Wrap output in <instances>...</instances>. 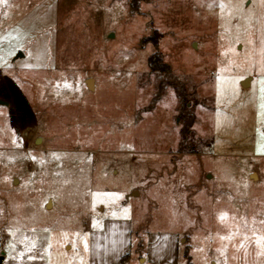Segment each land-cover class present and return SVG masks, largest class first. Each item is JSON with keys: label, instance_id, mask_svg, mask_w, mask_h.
<instances>
[{"label": "rangeland", "instance_id": "obj_1", "mask_svg": "<svg viewBox=\"0 0 264 264\" xmlns=\"http://www.w3.org/2000/svg\"><path fill=\"white\" fill-rule=\"evenodd\" d=\"M0 101L1 264H264V0H0Z\"/></svg>", "mask_w": 264, "mask_h": 264}, {"label": "trees", "instance_id": "obj_2", "mask_svg": "<svg viewBox=\"0 0 264 264\" xmlns=\"http://www.w3.org/2000/svg\"><path fill=\"white\" fill-rule=\"evenodd\" d=\"M155 42V41H154ZM149 66L154 72L159 74L168 73V67L161 62V58L158 55H154L148 59ZM126 258V257H125ZM124 258V259H125Z\"/></svg>", "mask_w": 264, "mask_h": 264}, {"label": "water", "instance_id": "obj_3", "mask_svg": "<svg viewBox=\"0 0 264 264\" xmlns=\"http://www.w3.org/2000/svg\"><path fill=\"white\" fill-rule=\"evenodd\" d=\"M22 56V54L20 53V52H18V54L16 55V57L15 58H18V57H21ZM247 83H248V80H244V81H242V83H241V86L242 87H245L246 85H247ZM3 105V104H5V103H3V102H1L0 101V105ZM3 255L1 254L0 255V264H1V262H2V260H3V257H2Z\"/></svg>", "mask_w": 264, "mask_h": 264}, {"label": "crops", "instance_id": "obj_4", "mask_svg": "<svg viewBox=\"0 0 264 264\" xmlns=\"http://www.w3.org/2000/svg\"><path fill=\"white\" fill-rule=\"evenodd\" d=\"M173 245H174V244H173ZM171 248H172V249H171V253H173V250H174L175 247H171ZM159 260L161 261V258H160V257H159ZM140 261H141V262H144V259H141V258H140Z\"/></svg>", "mask_w": 264, "mask_h": 264}, {"label": "snow or ice", "instance_id": "obj_5", "mask_svg": "<svg viewBox=\"0 0 264 264\" xmlns=\"http://www.w3.org/2000/svg\"><path fill=\"white\" fill-rule=\"evenodd\" d=\"M66 87H68V85H65Z\"/></svg>", "mask_w": 264, "mask_h": 264}, {"label": "bare ground", "instance_id": "obj_6", "mask_svg": "<svg viewBox=\"0 0 264 264\" xmlns=\"http://www.w3.org/2000/svg\"><path fill=\"white\" fill-rule=\"evenodd\" d=\"M89 85V84H88Z\"/></svg>", "mask_w": 264, "mask_h": 264}]
</instances>
